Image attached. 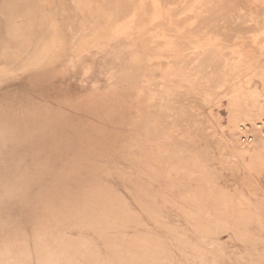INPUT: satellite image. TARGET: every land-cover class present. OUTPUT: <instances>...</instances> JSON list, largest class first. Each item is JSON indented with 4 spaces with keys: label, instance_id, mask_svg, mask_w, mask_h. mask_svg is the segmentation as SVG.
I'll return each instance as SVG.
<instances>
[{
    "label": "rangeland",
    "instance_id": "374dc122",
    "mask_svg": "<svg viewBox=\"0 0 264 264\" xmlns=\"http://www.w3.org/2000/svg\"><path fill=\"white\" fill-rule=\"evenodd\" d=\"M263 132L264 0H0V264H264Z\"/></svg>",
    "mask_w": 264,
    "mask_h": 264
},
{
    "label": "bare ground",
    "instance_id": "6f19581e",
    "mask_svg": "<svg viewBox=\"0 0 264 264\" xmlns=\"http://www.w3.org/2000/svg\"><path fill=\"white\" fill-rule=\"evenodd\" d=\"M264 133V132H263ZM262 133V134H263ZM259 136V135H258ZM239 141L241 142V143H243V144H249V143H251L252 141H253V135L249 132V130H248V127L247 126H245V125H241V126H239ZM263 143V145H264V141H262ZM256 147V146H255ZM260 150V149H259ZM259 153L261 152V150L260 151H258ZM257 152V153H258ZM262 152H263V150H262ZM252 154H253V152H252ZM257 155V154H256ZM249 162V161H248ZM252 166H253V164H252ZM262 166V165H261ZM254 167V166H253ZM250 168V167H249ZM259 168V167H258ZM264 172V171H263ZM237 228V227H236Z\"/></svg>",
    "mask_w": 264,
    "mask_h": 264
}]
</instances>
